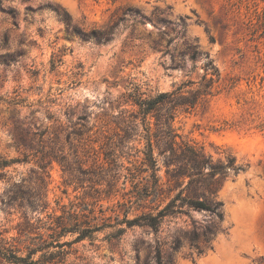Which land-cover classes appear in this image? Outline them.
<instances>
[{"label":"rangeland","instance_id":"1","mask_svg":"<svg viewBox=\"0 0 264 264\" xmlns=\"http://www.w3.org/2000/svg\"><path fill=\"white\" fill-rule=\"evenodd\" d=\"M96 29L108 34L96 38ZM206 53L221 80L206 103L173 125L179 140L216 158L230 152L246 166L218 193L223 220L202 211L159 231L134 226L114 238L101 230L68 247L69 264H156L158 250L173 264H264V0H0V160L29 155L5 169L0 195L25 180L47 196L49 211L85 200L114 214L121 195L100 181L112 101L130 82L156 93L197 80ZM48 126L43 153L19 147L38 148ZM47 162L48 174L39 167ZM8 212L0 200V226ZM20 215L9 218L15 224ZM193 221L199 231L220 227L212 248L194 260L186 237Z\"/></svg>","mask_w":264,"mask_h":264},{"label":"trees","instance_id":"2","mask_svg":"<svg viewBox=\"0 0 264 264\" xmlns=\"http://www.w3.org/2000/svg\"><path fill=\"white\" fill-rule=\"evenodd\" d=\"M92 34L100 39L108 31L96 29ZM190 58L195 61L198 52L194 51ZM203 58V73L197 80L188 79L170 91L156 93L130 82L112 101V119L105 124L108 130L103 164L107 167L103 166L100 181L107 182L108 192L121 195L111 208L114 214L106 213L109 207L101 206L97 211L96 203L85 200L63 206L60 212L49 211L47 196L42 192L26 186L25 180H7L10 183L0 200L8 204L9 217L21 215L15 224V219L6 217L0 226V264H69L68 247L85 239L95 240L98 231L110 229L108 235L114 238H121L134 226L159 231L165 222L191 216L192 212L205 211L217 216L220 222L223 220L224 203L218 193L229 177L244 171L246 166L230 152L222 151V156L216 158L204 146L179 140L173 125L179 114L192 113L206 103L221 80L215 60L209 53ZM49 128L40 133L38 148L25 143L18 144L19 147L43 153ZM28 156L1 159L0 179L5 178V169L12 164L29 162ZM47 165L48 162L41 163L39 167L48 174ZM69 172L73 175V169ZM42 174L37 178L44 179ZM120 182L122 186L118 187ZM28 207L36 213L29 215ZM219 230L215 224L199 231L193 221V228L186 232L193 251L188 256L194 260V253L199 257L205 249L212 248ZM180 247L179 239L172 241L174 253ZM156 264L173 262H165L158 250Z\"/></svg>","mask_w":264,"mask_h":264}]
</instances>
